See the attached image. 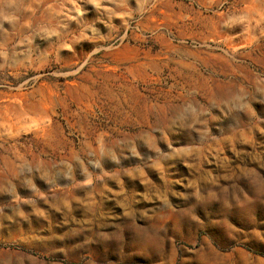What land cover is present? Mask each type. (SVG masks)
I'll list each match as a JSON object with an SVG mask.
<instances>
[{
	"label": "rangeland",
	"instance_id": "rangeland-1",
	"mask_svg": "<svg viewBox=\"0 0 264 264\" xmlns=\"http://www.w3.org/2000/svg\"><path fill=\"white\" fill-rule=\"evenodd\" d=\"M0 264H264V0H0Z\"/></svg>",
	"mask_w": 264,
	"mask_h": 264
}]
</instances>
